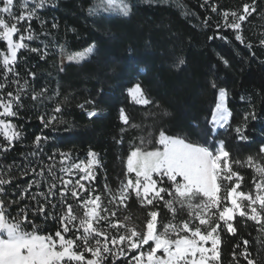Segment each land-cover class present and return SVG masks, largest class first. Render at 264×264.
<instances>
[{"label": "snow or ice", "instance_id": "snow-or-ice-1", "mask_svg": "<svg viewBox=\"0 0 264 264\" xmlns=\"http://www.w3.org/2000/svg\"><path fill=\"white\" fill-rule=\"evenodd\" d=\"M175 3L182 15L199 19L183 0ZM198 3L221 17L222 22H215V35L208 36V40L230 44L231 35L251 57H256L252 51L256 45L243 33L244 22L253 13L264 19V8L258 10V0L245 3L240 12L218 11L214 0ZM0 5V42L6 48L0 51V161H4L24 137L23 126L13 122L21 110L44 108L37 119L45 129L56 131L58 124L65 123L62 109L68 97L54 101L60 96L59 86L34 88L37 73L25 67L22 76L17 70L19 64H27L24 53L46 61L58 48L60 61L55 67L63 73L68 66L88 62L97 45L93 42L83 51L68 53L64 45L52 43L49 38L52 30L59 29V23L53 18L51 29H47L38 10L55 8L57 0H23L22 5L17 0H0ZM134 6V0H98L88 8V14L115 12L121 18H130ZM18 8H22L19 14ZM34 19L40 23V32L31 25ZM211 20L207 15L200 23L210 28ZM22 22H27L23 30L18 27ZM67 31L77 32L66 27ZM225 31L229 35H224ZM257 39L264 50V33ZM37 41L41 47L32 46ZM217 55L225 67L229 66L228 59ZM185 63L183 57H178L174 67L179 69ZM210 85L218 89L219 97L212 121L226 125L231 116L225 105L228 90L218 88L215 80ZM127 94L136 105L160 107L139 82L128 88ZM49 102H53L50 112ZM94 103L86 100L79 107L88 117H95V107L86 109ZM162 113L168 115L167 110L162 109ZM119 118L126 128L144 130V125L130 123L124 109ZM249 119H257L254 105L245 112L244 123L234 129L241 141L248 140L244 133ZM147 127L154 128L155 124ZM138 139L139 144L134 143L127 155L124 179L118 178L115 189L105 182L102 192L94 186L95 170L103 166L99 153L89 150L85 162L74 160L71 152L58 148L45 152L50 142L47 135L35 136L26 146L31 150L19 154L22 159L0 162V264H222L221 233L235 235L241 221L245 226L248 221L257 226L256 252L253 254L250 241L243 239L239 254L235 248L240 245L234 246L232 264H239L238 257L245 264H264V145L242 162L231 158L222 140L208 147L170 136L163 129L155 140L151 131ZM234 165L253 169L251 188H242L245 177L234 170ZM22 177L30 178L19 183ZM131 200L146 211L142 224L131 213L123 215ZM161 206L170 215L166 223L160 219ZM180 214L186 218L178 219ZM37 220L53 224L55 230L44 231Z\"/></svg>", "mask_w": 264, "mask_h": 264}, {"label": "trees", "instance_id": "trees-1", "mask_svg": "<svg viewBox=\"0 0 264 264\" xmlns=\"http://www.w3.org/2000/svg\"><path fill=\"white\" fill-rule=\"evenodd\" d=\"M214 2L218 4V11L240 12L243 5L251 3V0ZM17 3L23 4L21 0ZM96 3L98 0H57L55 8L48 6L38 10L47 22V29H51L53 18L59 23V29L52 30L49 38L53 44L64 45L71 53L83 51L94 42L97 51L88 62L68 66L63 73L55 67L60 60L58 48L46 61L35 54L24 53L27 64L17 66L21 75H25L24 68L27 67L37 73L34 88L39 90L47 85L49 89H56L59 86L60 96L54 97V101L68 97V103L62 109L65 123L58 124L56 131L45 129L37 119L44 108L21 110L20 117L13 122L23 126L24 137L9 158L0 162L22 159L19 154L31 150L26 146L31 145L35 136L47 135L50 142L45 146V152L58 148L71 152L76 161H86L89 150L99 153L103 166L95 170L94 186L102 192L105 182L115 189L118 178L124 179L127 155L134 143L139 144L138 137L145 136L148 131L153 133V140L163 129L170 136L183 137L191 143L208 147L222 140L231 158L242 162L247 156L259 152L264 145V50L259 48L257 37L264 33V19L258 13H253L244 22L243 34L256 45L252 49L256 57H251L245 46L235 41L227 31L224 35H229L230 44L219 39H207L215 35V22L221 21V17L201 8L198 0H183V3L197 12L199 19L182 15L175 0H134V14L130 18L103 11L97 16H89L88 8ZM259 8H264V0H258ZM16 11L19 14L22 8ZM207 15L212 17L210 28L200 23ZM31 25L40 32L38 20L31 21ZM26 26L27 22L18 25L22 30ZM66 27L75 28L77 32H66ZM32 46L42 45L37 41ZM4 50L5 44L0 42V51ZM218 53L229 60V66L225 67L219 61ZM178 57L186 61L179 69L174 67ZM212 80L216 81L218 88L228 90L227 108L231 112L228 126L215 135L210 122L218 101V89L211 87ZM137 82L147 89L159 108L136 105L131 100L127 89ZM86 100L95 102L94 105H86V109L95 107L97 116L90 118L86 110L79 107ZM252 105L257 119L247 121L244 134L248 140L241 141L234 129L244 123V114L251 110ZM52 106L53 102H49L47 111L50 112ZM121 109L130 116V123L142 124L144 130L126 128L119 118ZM162 109L167 110L168 115H163ZM152 124H155L154 128L147 127ZM122 129L125 130L122 132ZM233 167L245 177L242 188H251L253 169ZM29 178L22 177L19 183ZM133 202L134 208H142L137 201ZM160 213V219L167 222L170 218L167 210L161 206ZM177 218L186 217L180 214ZM37 223H41L44 231L55 230L51 223L44 224L40 220ZM237 227L235 235L221 233L222 264H232L234 246L240 245L235 248L239 254L243 239H248L250 251L256 252L258 233L254 222L248 221L245 226L241 221ZM238 258L239 264H245L242 257Z\"/></svg>", "mask_w": 264, "mask_h": 264}, {"label": "rangeland", "instance_id": "rangeland-1", "mask_svg": "<svg viewBox=\"0 0 264 264\" xmlns=\"http://www.w3.org/2000/svg\"><path fill=\"white\" fill-rule=\"evenodd\" d=\"M21 3H23V0H21ZM0 6H2V5H0ZM60 61V60H59ZM229 121H230V119H229ZM211 124V123H210ZM228 124H229V122H228ZM228 124H226V125H223L222 123H220L218 126H219V128H220V130H224L227 126H228ZM211 128H212V131H213V127H212V124H211ZM219 130V131H220ZM218 131V132H219ZM214 134V133H213ZM181 138H183V137H181ZM189 142V141H188ZM85 162H87V160L85 161ZM125 165H126V162H125ZM134 200H131L130 202H129V204H128V208H127V210L126 211H124L123 212V215H127V214H129V213H131L132 214V216H133V219L134 220H136V222L138 223V224H142L143 223V220L145 219V217H146V211L144 210V209H142V208H140V209H136V208H134V203L135 202H133ZM142 210V211H141ZM118 215H120V213H118ZM137 218H139V219H137ZM164 222V221H163ZM166 223V222H165Z\"/></svg>", "mask_w": 264, "mask_h": 264}, {"label": "bare ground", "instance_id": "bare-ground-1", "mask_svg": "<svg viewBox=\"0 0 264 264\" xmlns=\"http://www.w3.org/2000/svg\"><path fill=\"white\" fill-rule=\"evenodd\" d=\"M218 99H219V97H218ZM218 102V101H217ZM225 105H226V107H227V99H226V101H225ZM229 110V109H228ZM214 111H215V109H214ZM214 111H213V113H214ZM229 119H230V117L228 118V122H229ZM211 124H212V127H213V133H215V132H218L219 130H220V128H219V124H214L213 123V121H212V118H211V122H210ZM224 125V124H223ZM217 134V133H216ZM215 135V134H214Z\"/></svg>", "mask_w": 264, "mask_h": 264}, {"label": "water", "instance_id": "water-1", "mask_svg": "<svg viewBox=\"0 0 264 264\" xmlns=\"http://www.w3.org/2000/svg\"><path fill=\"white\" fill-rule=\"evenodd\" d=\"M230 118H231V116H230ZM230 122V121H229ZM217 132H215L214 134H216Z\"/></svg>", "mask_w": 264, "mask_h": 264}]
</instances>
